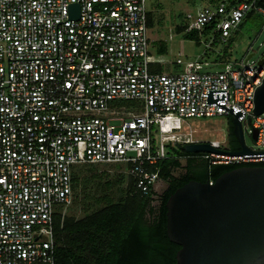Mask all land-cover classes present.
<instances>
[{"label": "built area", "instance_id": "obj_1", "mask_svg": "<svg viewBox=\"0 0 264 264\" xmlns=\"http://www.w3.org/2000/svg\"><path fill=\"white\" fill-rule=\"evenodd\" d=\"M262 2L209 0L185 13L184 31L224 38L248 12L264 14ZM149 11L145 0H0V264L54 263L53 216L72 201L75 164L121 163L152 198L150 166L167 143L209 142L199 156L211 163L264 164V110L253 112L264 53L239 67L219 59L218 71L181 57L184 71L152 70ZM235 113L261 149L177 131L187 117Z\"/></svg>", "mask_w": 264, "mask_h": 264}, {"label": "trees", "instance_id": "obj_2", "mask_svg": "<svg viewBox=\"0 0 264 264\" xmlns=\"http://www.w3.org/2000/svg\"><path fill=\"white\" fill-rule=\"evenodd\" d=\"M152 24V12L149 11L147 26ZM176 29L183 31L184 25H178ZM183 33L187 38L198 39L197 30ZM150 66L152 70H161L158 63L152 62ZM120 103L125 106L136 105L134 100H123ZM229 118L230 146L237 149L239 143L231 131L232 122ZM184 144L168 143L165 156L150 166L151 169H157L159 178L167 182L157 205L152 204L153 198L150 195L142 194L135 188L134 179L128 174L129 183L123 197L90 209V189L100 184L102 173L92 172L81 178L80 173L81 168L87 166L93 171L99 163L75 164L72 170V189L75 192L72 200L82 205L84 213L77 217L74 214L55 212L53 264H174L180 245L167 235L165 202L168 196L190 179L214 180L223 171L239 166L211 163L198 156V152H186ZM182 157L185 158L183 171L174 174V170L182 166Z\"/></svg>", "mask_w": 264, "mask_h": 264}, {"label": "water", "instance_id": "obj_3", "mask_svg": "<svg viewBox=\"0 0 264 264\" xmlns=\"http://www.w3.org/2000/svg\"><path fill=\"white\" fill-rule=\"evenodd\" d=\"M70 15L78 17L77 3L70 5ZM253 54L251 50L245 59ZM262 62L263 57L258 60ZM263 110L264 78L255 90L253 112ZM237 116H231V131L238 151H248ZM183 147L186 152L214 149L209 142H186ZM165 205L167 235L180 245L174 264H264V164L236 166L211 183L190 179L168 196Z\"/></svg>", "mask_w": 264, "mask_h": 264}, {"label": "rangeland", "instance_id": "obj_4", "mask_svg": "<svg viewBox=\"0 0 264 264\" xmlns=\"http://www.w3.org/2000/svg\"><path fill=\"white\" fill-rule=\"evenodd\" d=\"M209 0H145V6L152 12L153 24L147 28L149 36V59L154 64L158 63L165 72H180L186 70L187 61H200L202 71H218V60L235 63L245 58L248 52L254 50L252 58L257 60L264 53V14L253 11L241 21L239 27L232 29L228 36L221 38L218 33L204 30L197 31L198 39L187 38L183 31H177L176 26L184 25L187 21L185 13L195 12L198 8L207 5ZM160 48H163L160 50ZM181 57L185 63L177 64L175 59ZM230 118L225 115H212L204 117H187L183 120L182 128L177 130L179 134L187 137L191 131V138L195 140H224L229 142ZM155 141L158 133H154ZM188 138V137H187ZM245 144L255 149L262 146L256 145L249 136L244 137ZM168 144V143H167ZM166 144V146H167ZM240 148V145H239ZM200 153V152H198ZM182 166L174 170V174L183 171L185 158H181ZM121 163L96 164L93 171L88 166L81 168L80 178L84 174L101 172L100 184L92 187V198L89 200V208H97L108 201H116L124 196L129 183V175ZM107 182V184H106ZM167 182L158 178L154 184L155 195L152 204L157 205L160 194ZM79 188V187H78ZM80 190V189H78ZM77 191V190H76ZM75 192H72L74 196ZM80 196V195H78ZM62 206H58L60 209ZM64 214H74L79 217L84 211L82 205L72 200L62 208Z\"/></svg>", "mask_w": 264, "mask_h": 264}, {"label": "flooded vegetation", "instance_id": "obj_5", "mask_svg": "<svg viewBox=\"0 0 264 264\" xmlns=\"http://www.w3.org/2000/svg\"><path fill=\"white\" fill-rule=\"evenodd\" d=\"M198 156H199V154H198Z\"/></svg>", "mask_w": 264, "mask_h": 264}]
</instances>
